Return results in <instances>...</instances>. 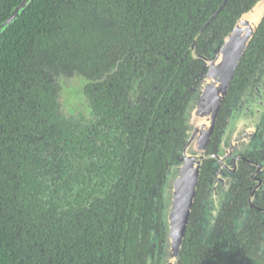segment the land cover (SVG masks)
<instances>
[{
  "label": "flooded vegetation",
  "instance_id": "obj_1",
  "mask_svg": "<svg viewBox=\"0 0 264 264\" xmlns=\"http://www.w3.org/2000/svg\"><path fill=\"white\" fill-rule=\"evenodd\" d=\"M170 1L174 24L166 23L165 0H138L136 15L124 8L120 17L114 4L82 6L80 27L93 32L81 42L53 40L49 53L38 47L34 29L23 45L17 84L7 90L18 115L8 177L19 182L30 149L27 161L46 202L66 215L77 209V220H94L104 230L93 248L97 264L162 263L164 188L178 178L189 129L185 112L207 72L200 57L213 58L260 0H221L215 9L213 0H183L184 9L181 0ZM182 10L184 29H198L183 57ZM259 58L264 62V52ZM261 68L247 84L230 87L222 102L179 264H264V111L262 102L249 105L264 63Z\"/></svg>",
  "mask_w": 264,
  "mask_h": 264
},
{
  "label": "trees",
  "instance_id": "obj_2",
  "mask_svg": "<svg viewBox=\"0 0 264 264\" xmlns=\"http://www.w3.org/2000/svg\"><path fill=\"white\" fill-rule=\"evenodd\" d=\"M21 1L0 0V24ZM95 1L31 0L0 34V264H97L98 262L95 259L97 256L94 258L96 252L93 248L95 242L98 239L101 240L104 230L99 231L94 220H77L79 216L77 209H72L71 213L66 215L60 211L56 212L55 208L46 202L41 192L39 179L35 182L34 170L27 161L29 153L26 152L30 149L23 155L24 158L26 157L25 162L22 158V161L20 160L19 182L14 180L13 171L10 177L7 175L10 163L13 164L10 160V149L15 144L12 143L13 140H9V136L14 139V128L16 119H18L17 112L12 105L17 103V100L13 96L14 93L8 94L7 90L17 84L24 42L32 35L34 29L39 42L38 47L44 49V53H49L50 42L59 38L69 39V43L81 42L79 37L88 39L87 37L90 36L88 32H93V29L88 26L87 29L80 27L81 7H90ZM165 1V10L166 13L168 12L166 23L174 24L172 14L174 2ZM220 2L221 0H213L212 7L217 8ZM104 3L117 5L120 17V13L122 14L120 11L124 8L131 9L130 13L135 12L136 15L140 2L138 0H98V4ZM181 8L184 9L183 0H181ZM135 15L132 16V21H134ZM86 16L91 23L93 17L91 11ZM181 17L180 45L183 57L188 49V38H191L198 29L185 30L182 25L185 20L183 10ZM46 24H49L48 34ZM58 24L65 26L67 31L58 28ZM229 28L228 24L224 31L226 32ZM185 31L187 34L184 33ZM44 38V43H41L40 41ZM47 40L49 41L47 42ZM107 43L109 47L106 48L110 51L111 42L107 41ZM263 52L264 16L238 63L229 88L237 86L238 83L245 85L254 79L255 72L262 69L261 65L264 62L259 58V55ZM188 58L189 55L187 60ZM186 62L181 61L182 71L185 69ZM168 63L165 61L166 66ZM19 135L20 138L21 132ZM16 147L17 144H15L14 150ZM17 166L18 163L16 168ZM29 186L33 189V194H30ZM4 188L7 191L3 199L1 195L5 191ZM128 240L129 238L127 242ZM118 245L119 243H117V247L120 246ZM135 246H137L136 238L133 239L131 249L134 250ZM133 255H135V251H133ZM130 264L139 263L133 260Z\"/></svg>",
  "mask_w": 264,
  "mask_h": 264
},
{
  "label": "water",
  "instance_id": "obj_3",
  "mask_svg": "<svg viewBox=\"0 0 264 264\" xmlns=\"http://www.w3.org/2000/svg\"><path fill=\"white\" fill-rule=\"evenodd\" d=\"M30 1L22 0L14 8L0 25V34ZM263 16L264 0H260L236 21L213 58L200 57L206 63L207 72L200 76L185 112L189 129L178 166V178L172 187L164 188L162 227L165 234L161 264H179L202 161L208 157L205 152L216 118L238 63ZM254 92L257 94L249 100L250 109L262 102L264 111V72L256 82Z\"/></svg>",
  "mask_w": 264,
  "mask_h": 264
},
{
  "label": "rangeland",
  "instance_id": "obj_4",
  "mask_svg": "<svg viewBox=\"0 0 264 264\" xmlns=\"http://www.w3.org/2000/svg\"><path fill=\"white\" fill-rule=\"evenodd\" d=\"M70 90H73V86L70 88Z\"/></svg>",
  "mask_w": 264,
  "mask_h": 264
}]
</instances>
